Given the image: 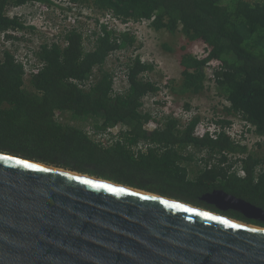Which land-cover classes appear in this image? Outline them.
Returning <instances> with one entry per match:
<instances>
[{"label":"trees","instance_id":"1","mask_svg":"<svg viewBox=\"0 0 264 264\" xmlns=\"http://www.w3.org/2000/svg\"><path fill=\"white\" fill-rule=\"evenodd\" d=\"M31 0H0V32L23 29L8 6ZM122 20L147 21L154 31L181 35L176 53L179 80L166 85L174 96H198L211 85L228 102L224 115H239L264 135V0H69ZM99 22L96 20V24ZM32 29V27H30ZM63 38L42 44L36 57L43 66L23 78L21 64L4 51L0 58V152L56 165L174 198L264 227L233 210L219 211L201 200L221 189L264 210V155L248 151L243 177L230 171L227 152H245L223 132L199 135V116L181 121L172 112L153 116L142 110V98L158 90L148 73L153 64L139 56L119 63L127 86L112 89L110 54L135 45L127 32L101 23L86 32L71 28ZM202 44V55L187 47ZM119 59H117V63ZM117 68V67H115ZM212 88V87H211ZM181 108H190L183 102ZM216 122L229 124L226 118ZM88 124V128L85 127ZM109 129V130H108ZM91 131V133H89ZM107 133L108 138L93 136ZM204 152L205 158H198ZM199 161L201 164H199ZM225 163V164H224ZM210 164V166H208ZM190 167V168H189Z\"/></svg>","mask_w":264,"mask_h":264},{"label":"water","instance_id":"2","mask_svg":"<svg viewBox=\"0 0 264 264\" xmlns=\"http://www.w3.org/2000/svg\"><path fill=\"white\" fill-rule=\"evenodd\" d=\"M200 198L264 221L221 189ZM0 264H264V227L0 152Z\"/></svg>","mask_w":264,"mask_h":264},{"label":"built area","instance_id":"3","mask_svg":"<svg viewBox=\"0 0 264 264\" xmlns=\"http://www.w3.org/2000/svg\"><path fill=\"white\" fill-rule=\"evenodd\" d=\"M46 1L55 2V0ZM36 4L39 8H44V10L38 11L37 16L31 17L29 12L22 11L25 6L32 7ZM61 4L65 6V8L69 7L71 12L62 10L63 8H58L56 5H52L51 9H49V6L42 4L41 0H31L23 5L7 7L5 14L10 18L17 16L25 28L8 29L0 32V58L2 52L8 51L13 56L14 60L21 64L24 79L29 78L43 66L41 60L35 55L42 44L50 46L52 42H55L60 47H64L67 43L63 39V33L71 26H76V19L80 17L83 19V15H89L88 19L84 18L87 22V26H95L96 16L93 17L90 13L86 14L83 10L85 7L71 3L69 0H61ZM61 10L63 12H60ZM77 13H79L80 16ZM98 18L99 23L97 24V30L99 29V25L104 23L109 30L127 32L135 37V45L132 46V48H127L126 52H124V50L114 51L110 54L109 58L119 59V64L125 62L127 57L134 58L139 56L140 61L153 64L155 70L156 66H158V61L155 60L156 56L153 55L152 52H141L145 45H148L146 44L148 33L151 32V28L147 21L132 19L122 20L121 18L113 16L110 12H104V14L100 15ZM30 27H32V29H30ZM87 32H90V28H87ZM113 70L112 89L114 92H121L124 87L127 86L126 75L120 66H117V68ZM150 73H148V75H150ZM149 78L152 79L150 76ZM153 81L156 82L158 90L153 93H148L142 98L141 108L143 113L149 112L153 116H161L172 112L183 122L189 121L194 116H199V122L196 127V132L199 135L208 134V136L215 138L218 133L223 132L228 135L234 143L241 146L245 145V152L237 151L235 153H225L228 160L227 162H234L230 171H234L238 176L243 177L242 160L245 159L248 151H254L258 146L264 145V135L256 134L253 131V127L247 124L239 115H224L221 112V108L222 105H228L225 99L221 100L223 104L219 109L209 110L198 104H191L190 108L185 109L173 103L171 98L172 93L166 84H159L156 80ZM207 83H210L211 86L213 85V81ZM223 118L230 120L229 124L216 122L218 119ZM89 133H91V131H89ZM107 135V133H104L93 137L97 140H103L109 137ZM201 157H206L204 152L199 153L198 158L201 159ZM199 164H201L200 161ZM208 166H210V164ZM260 170L264 172V164L256 169L255 178L261 173Z\"/></svg>","mask_w":264,"mask_h":264},{"label":"rangeland","instance_id":"4","mask_svg":"<svg viewBox=\"0 0 264 264\" xmlns=\"http://www.w3.org/2000/svg\"><path fill=\"white\" fill-rule=\"evenodd\" d=\"M41 3L49 6V9H51L52 5H56L58 8H65V6L61 4V0H55V2H47L46 0H41ZM41 10H44V8H39L37 4L33 5L32 7L25 6L22 9V11L29 12L31 17L37 16L38 11ZM62 10L60 12H63ZM83 10L86 12V14L90 13L91 15H93V17H97L101 14V12L91 9L90 7H86ZM85 17L88 19L89 15H83L82 18L84 19ZM81 25L83 30L87 32V28H89V26L84 23H82ZM182 42L183 38L179 34L170 35L161 30H151V32L148 33V40L146 42V44L148 45H145L141 52H152L153 55L156 56L155 60L158 61V66H156L155 70L151 72L149 76L153 80H156L159 84H166L169 80H179L181 72V68L177 61V54L165 51L164 49H162L161 44L165 43L169 47L177 48ZM187 49L190 50L193 54H197L198 56L202 55V44L200 42L191 43L187 47ZM110 61L111 62L108 66L112 69L120 65L114 58H110ZM211 87L209 90H205L198 96L189 97L188 95H184L177 97L172 95L171 98L173 100V103L175 105L177 104V106H181L182 103L186 101L189 102L190 105L198 104L199 106L208 108L209 110L219 109L223 104L221 102L222 98L220 96H217L215 89L213 88V86ZM85 127L88 128V124L85 123ZM254 151H256L258 154L264 155V145L258 146Z\"/></svg>","mask_w":264,"mask_h":264},{"label":"clouds","instance_id":"5","mask_svg":"<svg viewBox=\"0 0 264 264\" xmlns=\"http://www.w3.org/2000/svg\"><path fill=\"white\" fill-rule=\"evenodd\" d=\"M82 7H84V6H82ZM86 8V7H85ZM91 8V7H90ZM92 9V8H91ZM63 10H67L68 12L70 11L71 12V10H70V8L68 7V8H63ZM95 10V9H94ZM106 12H109V11H106ZM111 13V12H110ZM78 15H79V13H77ZM102 14H104V12H102L100 15H102ZM112 14V13H111ZM100 15H98L96 18H95V22H96V20L98 21L99 20V18L98 17H100ZM80 16V15H79ZM86 18V17H85ZM99 22V21H98ZM82 23H84V24H86L87 25V22H86V20L85 19H81V17L79 18V19H76V26H71L69 29H71V28H78V26L79 25H81ZM148 23V22H147ZM95 27H97V24L95 23V26H93V27H89L90 28V30H92V29H94ZM150 27V26H149ZM81 28H82V25H81ZM69 29H67L66 31H65V33L69 30ZM152 30V29H151ZM65 33H63V34H65ZM64 39V38H63Z\"/></svg>","mask_w":264,"mask_h":264}]
</instances>
